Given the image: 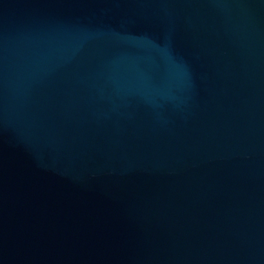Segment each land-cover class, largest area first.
Returning a JSON list of instances; mask_svg holds the SVG:
<instances>
[{"label":"water","instance_id":"95a60500","mask_svg":"<svg viewBox=\"0 0 264 264\" xmlns=\"http://www.w3.org/2000/svg\"><path fill=\"white\" fill-rule=\"evenodd\" d=\"M0 264H264V0H0Z\"/></svg>","mask_w":264,"mask_h":264}]
</instances>
